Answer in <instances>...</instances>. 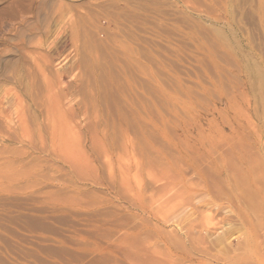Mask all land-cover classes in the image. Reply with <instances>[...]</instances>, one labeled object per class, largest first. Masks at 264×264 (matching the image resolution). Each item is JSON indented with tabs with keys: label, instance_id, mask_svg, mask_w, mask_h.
<instances>
[{
	"label": "rangeland",
	"instance_id": "rangeland-1",
	"mask_svg": "<svg viewBox=\"0 0 264 264\" xmlns=\"http://www.w3.org/2000/svg\"><path fill=\"white\" fill-rule=\"evenodd\" d=\"M0 264H264V0H0Z\"/></svg>",
	"mask_w": 264,
	"mask_h": 264
},
{
	"label": "bare ground",
	"instance_id": "bare-ground-1",
	"mask_svg": "<svg viewBox=\"0 0 264 264\" xmlns=\"http://www.w3.org/2000/svg\"><path fill=\"white\" fill-rule=\"evenodd\" d=\"M171 246V245H170ZM174 246V245H173ZM177 248H179L178 246H177ZM186 255V254H185Z\"/></svg>",
	"mask_w": 264,
	"mask_h": 264
}]
</instances>
